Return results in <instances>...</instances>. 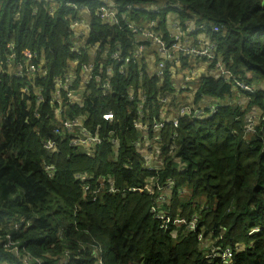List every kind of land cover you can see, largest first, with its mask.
<instances>
[{
    "label": "trees",
    "instance_id": "trees-1",
    "mask_svg": "<svg viewBox=\"0 0 264 264\" xmlns=\"http://www.w3.org/2000/svg\"><path fill=\"white\" fill-rule=\"evenodd\" d=\"M65 2L90 8V30L81 46H98L93 73L111 80L112 93L101 96L94 81L83 88L76 81L70 88L82 92L77 96L82 105L60 89L65 108L59 117L50 97L57 90L54 79L73 68L76 53L71 51L69 26L80 15ZM116 3L135 25L156 20L154 29L166 40L168 22L218 25L207 37L216 43L233 79L224 80L210 64L212 73L192 83L196 88L189 104L216 102V113L201 119L183 116L177 129L165 123L160 131L159 175L175 182L170 201L161 205L173 218L189 220L197 213L198 228L204 234L213 231L216 245L231 249L230 264H264V0ZM163 3L178 6L168 5L159 15L146 9ZM100 4L0 0V264H225L218 257H204L195 233L180 228L178 236L171 237V225L169 230L158 227L151 212L155 203L144 189L150 172L141 169L143 156L131 143L141 134L132 127L136 105L127 95L140 90L147 96L151 119H163L164 106L175 102V82L167 71L173 63H168L163 81L140 60L128 66L126 77L98 71L109 63L112 51L132 55L135 45L147 44L122 17L117 26L96 17L93 11ZM24 50L34 54L31 61L45 76L14 74V66L26 62ZM88 60L85 51L80 62ZM179 61V67H188V56ZM234 80L254 83L253 93L242 91ZM104 113H111L113 121H104ZM76 117L89 130L97 128L103 138L93 153L70 145L72 134L60 120ZM110 134L118 138L117 147L108 143ZM47 140L55 143L54 151L44 147ZM154 177L151 174L150 182ZM98 178L103 187L95 192ZM130 187L135 191H127ZM254 227L259 231H252Z\"/></svg>",
    "mask_w": 264,
    "mask_h": 264
},
{
    "label": "built area",
    "instance_id": "built-area-1",
    "mask_svg": "<svg viewBox=\"0 0 264 264\" xmlns=\"http://www.w3.org/2000/svg\"><path fill=\"white\" fill-rule=\"evenodd\" d=\"M101 4L97 6L93 14L98 17L103 22L111 25L117 26L120 23V17L126 21L127 27L141 40L146 41L147 44L138 46V50L136 51L135 55H124L120 50H115L109 53L108 60L109 63L105 65V67L99 66L98 71L104 70L108 75L117 74L122 77L128 76L130 69L129 65H133L138 63V61H144L141 59V54L143 50H154L157 53L158 60H156L155 65H153L151 72H155V76L159 78V81H163L165 75L171 74L169 77L174 76V74L180 69L179 63L180 58L182 56H188L191 59H203L210 64H213V69L217 72L219 76H222L224 80H231L233 76L231 72L224 66L221 57L216 51V43L211 40L209 44H199L189 42L186 38H183V28L189 25L190 20H186L183 24L174 23L172 24V36H170L169 40L164 39L160 34L156 32L154 29L156 26V20H149L146 22L145 26L135 25L133 21L129 22L125 17V12H120L118 9V4L116 0H100ZM65 6H70L74 10L78 11L81 14H84V17H77L73 19L70 23V30L73 32L72 41H71V51L76 53V56L72 60L73 68L63 76L56 77L54 79V84L57 87V95L54 96L53 102L58 106L57 113L59 117L63 115V110L65 107H62V99L60 97V89H62L65 93L66 97H69V100L76 101L80 106L82 105L81 99L77 96L81 95L80 90H72L70 87L78 81L80 87H85L91 81L97 83L96 87L100 91L101 96L108 95L112 93V83L111 80L106 78H101L100 75L94 74L93 68V61L92 58L95 56V53L98 49L96 45H82L84 44L83 40L86 38L88 31L90 30L89 23L86 21V14H92L91 10L87 6H78L71 2H65ZM168 5L175 8L178 4H168L163 3L161 6L157 4H150L146 7L147 11L153 14H161L163 12L162 9L166 8ZM127 8H131V6H127ZM194 26H189L187 33H194L196 31L206 33L208 30L210 31H217L219 29L218 25H210L205 26L204 24L196 25L195 22L191 21ZM136 46V45H135ZM136 49V48H135ZM92 52L93 56H90V60L88 62L81 63L80 59L76 58L84 52ZM24 58L26 59L25 64L17 63L14 68L13 72L16 75L25 74L27 77L41 75L45 76L46 71L43 70L41 67L36 66L31 60L34 54L29 50H24L22 52ZM14 56H12V59ZM148 63H149V59ZM145 62V61H144ZM175 63L177 66H172L173 70L169 68L166 71V67L168 63ZM210 67V66H209ZM76 68H79L78 73L76 74L74 71ZM192 70L189 69L188 71ZM198 78V77H197ZM195 72H190L187 75H179L177 80L175 81V88L172 91L171 96H173L175 102L171 109L173 112L169 115L170 118L166 117L164 114L165 111L161 113L163 119L156 120L151 119L150 112L147 108V96L140 90L130 91L127 95L129 101L135 103V111L137 118L133 121L132 127L138 130L141 136L137 137L136 139L132 140V144L134 148L142 154L143 161H141V169L147 170L150 172V175L147 176V184L144 185L145 191L152 197V201L155 203L154 207H152L151 212L153 213L154 217L159 220V228L162 230H168V222L169 216L161 212V208L165 205V201L169 198L173 189H175V182L170 177L162 178L160 174V169L162 168V158L160 154V143H162V136L160 135V131L165 127V123L171 125L174 129L178 128L179 120L183 116H190L196 119H201L205 116H210L218 110V105L216 102H206V104H198V105H190L189 103H185L183 101L178 100L176 93L178 90H184L188 88L192 90L194 94V89L196 88L195 84L192 85L193 82H196ZM177 83V86H176ZM234 83L242 90V91H249L253 93V88L245 82H241L238 80H234ZM188 86V87H187ZM26 90V89H24ZM41 90V89H40ZM38 93L39 90H38ZM248 93V92H247ZM75 96V98H74ZM169 97L163 98L162 101L168 100ZM168 105V104H166ZM170 105V104H169ZM104 121H113V115L111 113H104L102 115ZM64 128L72 134L70 145H74L75 147H79L86 151L87 153H93L94 148L99 146L103 142V138L99 136L97 128L94 130H89L85 126H83V120L79 117L75 119L68 120L67 118L62 120ZM253 124L252 117L251 121L248 124V131H251V125ZM110 140L108 143L118 145V138L114 136V134H110ZM44 147L47 150H55V143L51 140H47L44 142ZM151 174H154V182H150ZM83 175H78V177H82ZM84 181H91L88 178H82ZM96 182L99 184L97 190L98 192L103 187V181L101 178L96 179ZM84 187L88 189L90 187V182L85 184ZM109 192H116V190L109 188ZM127 191H135L134 187L127 188ZM168 200L167 202H169ZM166 202V203H167ZM164 203L162 206L161 204ZM196 221V217L192 219L190 222V229H193L195 226L193 222ZM194 226V227H192ZM166 227V228H165ZM170 234H174V230L169 231ZM203 236L202 234L198 235ZM228 250V249H226ZM225 250V251H226ZM220 254V250L217 247H210L204 251V257L207 259L218 257ZM227 258L223 259L222 262L225 264H230V256L229 252H227ZM102 264V263H100Z\"/></svg>",
    "mask_w": 264,
    "mask_h": 264
},
{
    "label": "crops",
    "instance_id": "crops-1",
    "mask_svg": "<svg viewBox=\"0 0 264 264\" xmlns=\"http://www.w3.org/2000/svg\"><path fill=\"white\" fill-rule=\"evenodd\" d=\"M189 22V25L188 26H185V28H183V38H186L189 42H192V43H197V45L199 44H209V42L211 41L208 37H207V33H204L202 31L198 32H194V33H187L185 30H187V28L189 26H194V23L192 24L191 21H187ZM176 23V22H174ZM172 24L173 22H168L166 24V30L167 32L169 33V37L172 36V32H173V29H172ZM145 46V45H144ZM157 53L152 49L151 51L146 49V50H143L142 51V54H141V59H143L144 61L149 59V63H148V69H152V66L155 65V62L157 60ZM190 71H188L189 69H191ZM171 70H173V68H171ZM195 72V76L196 78L197 77H200V76H203V75H208L210 73H212V70L210 69V67L208 66V63L203 60V59H191L190 57H188V67H185L183 68L182 67V70L179 71L178 73L176 72L174 74V76L172 77V81L175 82L177 80V78L179 77V75H187L189 74L190 72ZM176 86H177V83H176ZM188 87V86H187ZM176 96H177V99L185 103H190L193 101L194 99V94L192 93V90H189L188 88H185L184 90H178V92L176 93ZM173 97V96H171ZM245 96H240L239 97V101L240 102H245ZM203 104H206V101H202ZM174 105V103H173ZM170 107H172V105L168 104V105H165L164 106V109L162 110L165 111L164 114H166V117L167 118H170L169 115L173 112V109H171Z\"/></svg>",
    "mask_w": 264,
    "mask_h": 264
},
{
    "label": "rangeland",
    "instance_id": "rangeland-1",
    "mask_svg": "<svg viewBox=\"0 0 264 264\" xmlns=\"http://www.w3.org/2000/svg\"><path fill=\"white\" fill-rule=\"evenodd\" d=\"M85 16H90V14H86ZM136 48V49H135ZM138 48V46H134V50L133 51H131V53L133 54V56L135 55V53H136V51L138 50L137 49ZM87 54H89L90 56H93V53L92 52H87ZM84 56V54H81L80 56H77L76 58H78V59H80V58H82ZM145 63H147L148 64V60H145ZM173 65L174 66H177L175 63H173ZM182 70V67H180V69H179V71H181ZM178 71V72H179ZM261 83H263V82H261ZM252 85V87H254V83H251ZM55 88H57L56 87V84H55ZM248 93H249V91H247ZM57 95V91H54V92H52L51 93V97H50V102H54L53 101V98H54V96H56ZM74 98H75V96H74ZM55 103V102H54ZM60 123L63 125V122L60 120ZM164 207V206H163ZM162 207V208H163ZM202 208V207H201ZM161 212L162 213H164V214H166V215H168L169 216V222H168V230H169V225H171L172 226V228H171V230H174L175 232H174V234L172 235V234H170L171 235V237H175V236H178V233H179V229L181 228L182 229V231H183V233L185 232V233H195V236H196V239H197V242H198V245H200V244H202V252H204L206 249H208L209 247H210V245H211V247L212 246H214V247H217V248H219V250H220V254L218 255V258H223V259H226L227 258V252H229V255H230V253H231V249H228V250H226V248H224V249H221V247L220 246H218V245H216V242H218V240L216 239V237H214L213 236V231L212 232H208V233H206V234H204L203 233V231L201 230V229H199L198 228V222H199V220H200V216L197 214V213H192L191 215H190V218H189V220H187V219H185L184 217H172L171 216V214H170V212H169V210L168 209H162L161 210ZM194 217H196V221L195 222H193V224H194V226H192V227H194L193 229H190L189 227H190V222L192 221V219L194 218ZM159 224V223H158ZM159 227V226H158ZM166 228V227H165ZM252 231H254L255 233L256 232H258L259 230H258V228L257 227H254L253 229H252ZM199 234H202L203 236H199V238H198V235ZM226 250V251H225Z\"/></svg>",
    "mask_w": 264,
    "mask_h": 264
}]
</instances>
